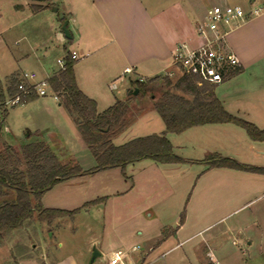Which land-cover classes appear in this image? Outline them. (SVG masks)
I'll list each match as a JSON object with an SVG mask.
<instances>
[{
    "label": "crops",
    "instance_id": "crops-1",
    "mask_svg": "<svg viewBox=\"0 0 264 264\" xmlns=\"http://www.w3.org/2000/svg\"><path fill=\"white\" fill-rule=\"evenodd\" d=\"M253 2L250 0V7L246 9H253ZM207 4L208 0H60L57 14L63 13L61 27L63 21L68 20L72 35V38L66 37L70 47L67 42L60 41L64 49L62 58L67 52L77 53L74 72L79 88L97 102L99 111L119 99L126 101L136 112V119L115 137L123 136L124 141L120 144L113 141L115 145L166 131L163 120L161 123L156 119L160 115H153L157 111L150 101L138 98L132 92L138 80L157 76L174 80L183 74L174 63L177 45L186 43L190 48L200 47L203 37L197 27L204 21L207 10L213 5L230 3L217 0L212 6ZM227 43L241 65L237 74L224 77V81L216 85V94L227 111L263 129L264 12L232 28ZM34 55L45 72L44 76L38 74L41 78H49L60 70V65L54 69L49 66L45 56L39 57L36 52ZM22 59L30 60L29 54L25 53ZM16 72L18 70L9 76ZM171 73L173 75L169 76ZM50 98L48 101L52 100ZM53 99L58 108L47 107L58 114L53 118L50 116L56 130L51 131L53 126L45 127L42 131L49 135L47 139L39 132L36 138L21 142V145L43 140L61 160H65L73 156V150L70 149L69 157L61 152L63 142L66 144L62 125H73L78 147H88L74 118L68 111V115H63L64 107L59 100ZM140 122L146 125L145 132L138 130L142 126ZM31 135L28 133L27 137ZM167 137L175 153L188 162L176 165L146 159L127 166L126 170H129L133 165L135 176L127 193L143 198L135 209L140 210L139 214L146 213V228L137 231L142 238L136 244L129 245L128 241L114 244L95 239L90 251L96 247L101 256L94 263L107 264L114 250H130L140 245V251L131 252L130 264H158L160 261L162 264H239L238 253L247 256L254 245V237L249 220L238 219V216L264 198V174L207 168L201 160L208 153H218L241 163L264 167V140H253L246 130L233 123L197 125L180 134L167 133ZM137 164L141 165L136 167ZM189 165L200 167L195 170L188 197L181 203L180 199L175 203H164L174 196L167 171L186 173ZM184 210L185 220L181 223ZM169 211L175 213L171 221L164 216Z\"/></svg>",
    "mask_w": 264,
    "mask_h": 264
},
{
    "label": "rangeland",
    "instance_id": "rangeland-1",
    "mask_svg": "<svg viewBox=\"0 0 264 264\" xmlns=\"http://www.w3.org/2000/svg\"><path fill=\"white\" fill-rule=\"evenodd\" d=\"M227 1L245 8L250 7V0ZM59 2L60 0H0V88L4 89L5 107L8 109L4 122V114L0 111L1 139L17 149L21 142L36 138L39 132L42 138L47 139L49 135L42 131L45 127L53 126L51 131L56 130L52 118L53 115H58L53 110L56 109L57 102L53 98L49 97L52 100L48 101V97H39L30 103L12 107L6 104L9 100L6 88L10 81L9 74L14 70H18L20 75L23 70L45 75L36 60L35 52L39 57L45 56L53 69L59 66L57 59L64 55L60 41L67 42L70 47V42L62 31L61 18L53 10L58 7ZM215 2L217 0H208L207 6H212ZM25 53L29 54L30 60L22 59ZM148 89L153 92V87ZM145 96L146 93L141 91L137 97L144 100ZM47 105L53 109L49 111ZM66 111L63 108V115H68ZM153 115L159 114L154 112ZM156 117L162 123V118ZM139 124L142 126L138 130L145 132L146 125L142 122ZM61 131L65 134L64 141L67 144L63 142L61 152L68 157L71 152L73 155L63 161L78 163L85 170L94 167L96 159L92 151L89 148L80 149L76 144L77 134L73 125H62ZM28 133L32 135L27 137ZM113 141L120 144L124 139L120 136ZM53 146L56 145L53 143ZM70 149L73 151L70 152ZM140 165L137 164L136 167ZM183 167L186 169V166ZM188 167L186 173L167 171L174 196L164 203H175L179 199L181 203L188 197L195 170L200 166ZM132 169L133 165L124 173L121 168L116 167L110 171L80 175L54 185L43 195L42 205L45 208L78 212L73 217L57 218L52 223L42 222L35 217L20 228L0 233V264H89L93 253L90 246L95 239L114 244L128 241L131 245L139 242L142 237L137 231L146 228L148 217L146 213L139 214L140 210L135 209L143 202V198L127 193L135 180ZM10 195L8 191L6 198H10ZM99 198L102 200L94 204L95 199ZM174 211L165 213L166 220L174 218ZM244 218L250 222L254 245L247 256L238 253L239 264H264V198L241 212L238 219Z\"/></svg>",
    "mask_w": 264,
    "mask_h": 264
},
{
    "label": "trees",
    "instance_id": "trees-1",
    "mask_svg": "<svg viewBox=\"0 0 264 264\" xmlns=\"http://www.w3.org/2000/svg\"><path fill=\"white\" fill-rule=\"evenodd\" d=\"M64 60V68L49 77L48 82L62 106L74 118L83 142L96 159V165L85 170L78 163L64 162L43 140L27 142L19 149L14 148L2 141L1 123L0 233L20 228L35 217L48 223L61 217H73L78 210L45 208L41 202L45 192L62 181L116 167L125 173L128 165L146 159L162 164L188 162L175 153L167 133L180 134L203 124L233 123L246 130L253 140H264V128L227 111L216 94L215 84L201 81L197 75L183 73L176 80L168 76H157L136 81L138 94L141 91L146 93L145 98L162 118L166 131L115 145L113 139L136 119V112L126 101L119 99L105 110L99 111L97 102L83 93L77 84L74 72L76 59L72 58L71 52L66 53ZM238 70L227 71L224 77L237 74ZM9 78L6 88L9 98L20 96L21 104L39 98L29 84L26 85V91L19 89L20 73H13ZM148 87H153V92ZM4 94V89L0 88V111L4 114L2 122L6 120L8 113ZM201 162L207 168H230L264 174V167L241 163L218 153H208ZM8 191L11 197L7 199ZM101 200L99 198L93 203ZM185 214L184 210L181 213V223L185 220Z\"/></svg>",
    "mask_w": 264,
    "mask_h": 264
},
{
    "label": "built area",
    "instance_id": "built-area-1",
    "mask_svg": "<svg viewBox=\"0 0 264 264\" xmlns=\"http://www.w3.org/2000/svg\"><path fill=\"white\" fill-rule=\"evenodd\" d=\"M253 9H246L240 4L213 5L205 15L204 21L198 24V33L203 37V44L198 48H190L186 43L177 45L174 54V63L182 73L197 75L201 81L211 84H221L227 71L237 70L241 63L238 56L229 49L227 35L229 31L244 22L247 18L264 12V0H254ZM72 58H77L75 51ZM60 68H64V58L58 59ZM131 70H129L130 72ZM173 74H169L172 76ZM19 89L26 91V85L32 86L39 97L51 96L59 100L52 90L48 78H41L35 72L23 71L20 75ZM143 80V79H141ZM201 83V82H200ZM9 106L21 104V97L9 98ZM141 250L140 245L132 249H116L108 258L107 264H130L131 252Z\"/></svg>",
    "mask_w": 264,
    "mask_h": 264
},
{
    "label": "water",
    "instance_id": "water-1",
    "mask_svg": "<svg viewBox=\"0 0 264 264\" xmlns=\"http://www.w3.org/2000/svg\"><path fill=\"white\" fill-rule=\"evenodd\" d=\"M53 10L57 12L58 11V8L57 7H54ZM59 16H60V18H63V13L62 12H59ZM68 24H69V21L68 20H64L63 21V25H62V30H63V32L65 34V37L72 38V35H71L70 30H69ZM138 92H139V89L136 88V89H134V91L132 93L134 95H137ZM100 256H101V252L96 247H94L93 248L92 257L90 259V263L89 264H93L95 262V260L98 257H100Z\"/></svg>",
    "mask_w": 264,
    "mask_h": 264
}]
</instances>
